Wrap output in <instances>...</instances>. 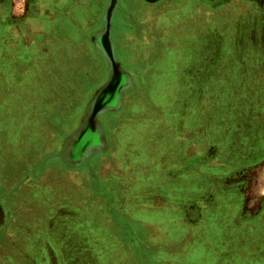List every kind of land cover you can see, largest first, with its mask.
<instances>
[{"label": "rangeland", "instance_id": "374dc122", "mask_svg": "<svg viewBox=\"0 0 264 264\" xmlns=\"http://www.w3.org/2000/svg\"><path fill=\"white\" fill-rule=\"evenodd\" d=\"M34 1L0 0V264H264V0ZM103 46L127 104L73 149Z\"/></svg>", "mask_w": 264, "mask_h": 264}, {"label": "water", "instance_id": "95a60500", "mask_svg": "<svg viewBox=\"0 0 264 264\" xmlns=\"http://www.w3.org/2000/svg\"><path fill=\"white\" fill-rule=\"evenodd\" d=\"M109 30L110 26H107L106 32L104 34V39L105 36L108 38V43L110 44L109 40ZM104 50H106L107 54L109 55V58L112 62V68H113V75L110 77L109 81L107 84L103 87H101L93 96V98L90 101V104L85 112V115L83 116L80 127L77 129L76 132L69 138V147H72L74 149L75 145H79L84 138L87 135H91L92 132L95 130V126L97 125V116L105 110L110 102V100H113L117 98L121 92V90L124 88V85L122 84L119 87L120 83V78H121V71L119 69V66L117 63L114 61L112 52H110V49H106L105 46H103ZM109 95V101L106 102V104H103L102 101H104V96ZM100 129H102V126H100ZM103 130V129H102Z\"/></svg>", "mask_w": 264, "mask_h": 264}, {"label": "crops", "instance_id": "0c3cea01", "mask_svg": "<svg viewBox=\"0 0 264 264\" xmlns=\"http://www.w3.org/2000/svg\"><path fill=\"white\" fill-rule=\"evenodd\" d=\"M34 0H29V2L28 3H30V4H32L30 7H28L29 8V10L31 9V7H33V4H34ZM30 13H35L34 11H30ZM5 14H7V15H11L10 14V12H7V11H5L4 10V8L2 7V9H1V15H5ZM99 90V89H98ZM97 90V91H98ZM96 91V92H97ZM94 96V95H93ZM119 96H120V94H119ZM118 96V97H119ZM93 98V97H92ZM120 98H121V96H120ZM122 99V98H121ZM115 101H116V98L115 99H113V101H111V102H109V104L107 105L108 107L105 109V110H103L104 112L105 111H108L105 115H103L102 114V112L100 113V114H102L103 116V118H104V116L106 117V118H108V121L105 123V126H107V127H111L112 126V129L114 128L113 126L115 125V121H116V118L118 119V117H119V113L121 112V111H123V108L125 107V105L127 104L126 102H127V98H126V100H125V102L124 103H122L121 104V100L119 99V105L117 106L116 105V107H111L112 109H110L109 110V105L110 104H115ZM100 114L97 116V122H96V126H95V130L92 132V134L91 135H95V134H97V136H99V135H101V137H102V140L103 139H105L106 137L103 135V132H102V129H100V127H99V123H100V126H102V119L99 117L100 116ZM106 121V120H105ZM73 154V152L71 151L70 152V155H72ZM107 165H109V164H107ZM190 173V172H189ZM170 185V184H169ZM194 186V185H193ZM193 189L195 188V186L194 187H192ZM167 189V188H166ZM167 190H170V187L167 189ZM194 190H197L196 188L194 189ZM194 245V244H193ZM187 251H190V250H187ZM197 253V254H199L200 256H202L203 258H204V260L206 261V262H209V260L210 259H212V258H208V261H207V259H206V257L205 256H203V255H201L200 254V252L199 251H197L196 249H194V250H192V251H190V252H188V253ZM187 253H185L184 252V256L186 255ZM215 260H216V264H238V262H237V260L234 258V259H231V258H217V257H215ZM228 262H233V263H228ZM244 264H246V262L244 261ZM247 264H248V261H247Z\"/></svg>", "mask_w": 264, "mask_h": 264}, {"label": "flooded vegetation", "instance_id": "af4514ba", "mask_svg": "<svg viewBox=\"0 0 264 264\" xmlns=\"http://www.w3.org/2000/svg\"><path fill=\"white\" fill-rule=\"evenodd\" d=\"M110 2H111V0H110ZM108 8H109V7H108ZM119 12H121V9H119ZM123 14H124V13H123ZM111 26H112V25H111ZM105 30H106V27L104 28V31H105ZM102 31H103V30H102ZM102 33H104V32H102ZM117 65H118V63H117ZM118 66H119V65H118ZM119 69H120V66H119ZM121 73H122V71H121ZM122 74H123V75H122L121 77L123 78V80H124V78H127V76H126V75H127V74H126V71H125L124 73H122ZM112 75H113V70H111V76H112ZM125 76H126V77H125ZM122 78H120V79H122ZM123 80H122V81H123ZM119 84H120V85H119V87H120L123 83L121 84V82H120ZM108 98H109V95L107 94L106 96H104V99H103L104 101H102V103H103V104H106V102L109 101ZM111 101H113V100H110V102H111ZM95 135L97 136V134H95Z\"/></svg>", "mask_w": 264, "mask_h": 264}]
</instances>
